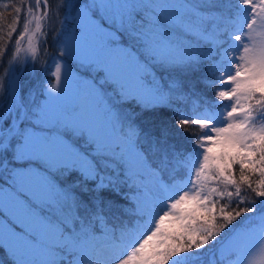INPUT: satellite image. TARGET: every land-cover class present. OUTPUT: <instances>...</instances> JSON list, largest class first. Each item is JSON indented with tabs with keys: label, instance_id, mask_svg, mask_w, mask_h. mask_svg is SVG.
<instances>
[{
	"label": "snow or ice",
	"instance_id": "obj_1",
	"mask_svg": "<svg viewBox=\"0 0 264 264\" xmlns=\"http://www.w3.org/2000/svg\"><path fill=\"white\" fill-rule=\"evenodd\" d=\"M0 7V249L9 264H264V0H184L179 14L159 0ZM69 18L59 50L67 62L30 107L17 74L40 62ZM68 58L99 77L76 79L71 108L62 103L74 79ZM157 63L204 66L213 100L160 83ZM180 98L193 109L176 120L195 137L188 151L169 128H142L134 107L146 115ZM66 174L83 187H67Z\"/></svg>",
	"mask_w": 264,
	"mask_h": 264
},
{
	"label": "trees",
	"instance_id": "obj_2",
	"mask_svg": "<svg viewBox=\"0 0 264 264\" xmlns=\"http://www.w3.org/2000/svg\"><path fill=\"white\" fill-rule=\"evenodd\" d=\"M77 1V0H75ZM74 1V2H75ZM13 0H0V5H6ZM56 0H49V5L54 7ZM77 3H83L81 0ZM0 11H4L2 7H0ZM23 12L21 13V21L23 20ZM6 21L8 23L11 22V16L8 12H5ZM61 19H63L61 17ZM57 30H59V22L56 24ZM64 27V31H65ZM19 26L17 27V31H19ZM64 31L60 37H56L55 34L48 37V43L46 45L47 52L40 58L39 63H29L26 65V69L19 79V87L17 90L22 93L25 103L28 106H34L35 104H42L47 96V86L50 83L55 82L54 72L56 64L59 61H62L63 57L59 55V50L61 48L60 40H62L64 36ZM15 33L13 34V40L15 39ZM195 43V41H194ZM11 48V41L8 42L6 50H5V64L7 60V50ZM73 69L77 71L79 74L86 76L91 79L93 76H97L92 72H83L78 65L73 66ZM85 71V70H84ZM155 76H159L160 83H170L172 81L177 82L178 84H182L184 86L183 92L185 95L191 94L193 91L197 94V96H202L206 98L208 101L213 100V92L211 88H209L206 84V71L205 67L199 68H185L183 66L174 67V69L162 70ZM157 79V77H155ZM196 99V96L192 97ZM137 107V123L146 130H155L161 127H167L171 130L170 142L174 143L177 146L178 150L188 151L192 149L195 137L190 134V132H183L176 126V120L178 114L183 112L186 115H192L193 109L190 102H185L184 99H176V102L173 104L171 108H165L163 111L157 109L154 112H150L148 114H144L139 112ZM129 111H131L129 109ZM190 128L192 126H189ZM61 180L65 182V185L69 188H73L76 191H79L80 187L83 185L79 184V178L77 176H71L70 174H66L60 177ZM79 186V187H78ZM243 219V217H241ZM9 257L6 255V251L0 249V261L3 264H9Z\"/></svg>",
	"mask_w": 264,
	"mask_h": 264
},
{
	"label": "rangeland",
	"instance_id": "obj_3",
	"mask_svg": "<svg viewBox=\"0 0 264 264\" xmlns=\"http://www.w3.org/2000/svg\"><path fill=\"white\" fill-rule=\"evenodd\" d=\"M75 0H72V2L73 3H77V2H79L80 0H77V1H75ZM82 2H84V0H81ZM143 2H145V3H151V2H153V0H143ZM159 2H162V3H168V4H170V5H175L176 7H173V8H170L169 9V12L170 13H173V14H179L180 12H181V9L179 8V5L181 4V3H183L184 2V0H159ZM73 15H74V13H73ZM63 18V17H62ZM71 27H73V24H72V20H71V18H69V20L65 23V31H64V36L62 37L63 39L64 38H66L67 37V35H70V29H71ZM174 38L175 39H177L178 41H180V42H185V43H187V42H189V39H188V37H186L185 35H183V34H181L178 30L175 32V35H174ZM194 39L192 40V46L193 47H195V43H194ZM61 47H62V45H61ZM62 59H64V60H62V61H59L58 63H60V62H67V61H65V58H62ZM68 59H70L71 60V63L68 65L69 67H71V69H72V73H73V75H74V79L72 80V81H70L69 82V84H68V86H67V89H66V92H65V95H64V97H63V99H62V103H63V105L65 106V107H67V108H71V106L73 105V104H76L78 101H79V97H80V89L77 87V83H76V79H80V80H91V79H89V78H87L86 76H83V75H81V74H79L77 71H75L74 69H73V66H79L81 69H83V72H88L89 70L88 69H86V68H84L80 63H79V61H77V60H75V59H73V58H68ZM176 67H179V66H176ZM175 67V68H176ZM22 68V67H21ZM21 68H20V70H21ZM25 69H26V65H25V67H24V70H23V73H24V71H25ZM169 69H174V67H167V66H161L159 63H157L156 65H155V67L152 69V71H153V73L154 74H158V73H160V72H163L162 70H169ZM85 70V71H84ZM90 72V71H89ZM23 73H22V75H23ZM92 73H94V72H92ZM19 74V73H18ZM18 74H17V76H18ZM94 74H96V73H94ZM21 75V76H22ZM155 77H157V80L159 81L160 79H159V76H155ZM97 78L99 79V77L97 76ZM19 87V86H18ZM108 92H109V94H111V90L109 89L108 90ZM47 99V96H46V98H45V100ZM44 100V101H45ZM43 101V102H44ZM42 102V103H43ZM81 144L84 146V147H87V145H84V143H83V140H81Z\"/></svg>",
	"mask_w": 264,
	"mask_h": 264
},
{
	"label": "water",
	"instance_id": "obj_4",
	"mask_svg": "<svg viewBox=\"0 0 264 264\" xmlns=\"http://www.w3.org/2000/svg\"><path fill=\"white\" fill-rule=\"evenodd\" d=\"M24 67L25 66H23L22 68H21V70L19 71V74H18V76H17V79H16V88L18 87V85H19V79H20V77H21V75H22V73H23V70H24Z\"/></svg>",
	"mask_w": 264,
	"mask_h": 264
}]
</instances>
